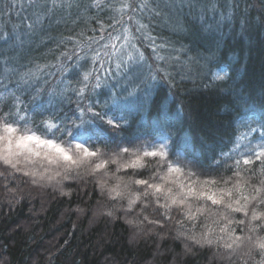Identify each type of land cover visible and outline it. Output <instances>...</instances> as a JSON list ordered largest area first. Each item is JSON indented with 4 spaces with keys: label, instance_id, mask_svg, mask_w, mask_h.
<instances>
[{
    "label": "trees",
    "instance_id": "1",
    "mask_svg": "<svg viewBox=\"0 0 264 264\" xmlns=\"http://www.w3.org/2000/svg\"><path fill=\"white\" fill-rule=\"evenodd\" d=\"M140 2L107 0L112 8H81L79 19L73 7L70 20L75 24L61 21L48 33L52 40L14 53L28 67L55 64L76 40L95 38L94 47L107 45L109 51L127 42L131 57L125 56L115 78L101 74L106 82L99 85L93 71L99 64L89 53L66 64L62 73L48 75L55 70L42 68L38 83L17 93L26 117L16 121L18 128L25 125L64 146L69 140L73 147L84 144L96 155L67 170L68 179L55 166L44 172L39 165L32 175L0 162V264H244L243 252L228 257L227 237L219 227L225 215L244 218L227 208V203L248 195L250 187L244 182L260 187L264 180L255 157L253 164H243L249 147L264 144V0H236L234 20L227 18L230 0H202L203 22L196 19L180 33L147 12L117 11ZM59 16L69 19L63 12ZM18 22L15 13L0 15V31L10 32ZM140 24L146 28L139 30ZM62 38L66 44L57 47ZM85 73H92L87 80ZM217 74L224 79H216ZM4 84L15 87V80ZM13 103L6 94L0 115L12 110ZM51 124L59 130L47 126ZM161 146L165 156L143 155ZM137 156V166L124 167ZM97 163L104 166L96 168ZM169 164L182 168L183 174L170 173ZM54 171L61 175L46 179ZM138 179L160 183L173 193L189 179L214 181L206 187L215 192L233 189L237 179L241 186L233 189L231 201L226 197L220 205L194 197L181 205L137 184ZM190 214L196 218L190 220ZM214 221H220L219 227ZM209 227L214 230L210 235L224 239L196 245L188 238L207 233ZM240 234L237 228L235 235Z\"/></svg>",
    "mask_w": 264,
    "mask_h": 264
},
{
    "label": "snow or ice",
    "instance_id": "2",
    "mask_svg": "<svg viewBox=\"0 0 264 264\" xmlns=\"http://www.w3.org/2000/svg\"><path fill=\"white\" fill-rule=\"evenodd\" d=\"M0 4H3V7H0V15L11 16L15 13V16L18 18L19 22L14 24L12 30L0 31V88L3 90L0 91V102L3 101L5 95L10 96L15 103L12 104L9 112H3L0 115V130H2L5 135L0 137V140H8V144H3L2 149H9L4 153L5 160L4 165H10L12 169H15L17 172L28 170L32 175H37L35 168L25 167L23 169L16 168L15 157L23 153V149H20L17 152L11 151L9 145L12 140V136L7 135L11 133L17 138V143L20 139H31L38 141L40 144L55 145L56 149L64 153L62 156H49L47 153L40 154L35 152L32 149H29L32 152V155L26 157V159L34 160L37 156L41 158V165H44V172L53 171V166L57 169H63L65 174L64 179H68L67 170L73 168L74 166H79L84 163V158L95 156V152H91L84 144L75 143L74 147L72 146V141L69 140L68 144L76 150V154L73 153L71 148H66L61 143H57L54 139L42 138L36 132L29 131H20V128L16 126V121H26V117L21 115L23 110L22 102L20 95L24 91L32 89L36 83H38L37 77L41 75V69H54L55 71H49L48 75H55L56 72L66 71V64H70L73 60L78 58H83L89 53L93 54V60L99 64V67H94L93 71L97 73V84L101 82H106L101 80V74L105 77L111 76L115 78L117 72H121L125 65L123 48L117 49L113 48L111 51L108 50L107 45L102 46V48H96L97 41L95 38H90L88 41L81 42V40H76L71 49H65L60 53V57L57 58L55 64H46V65H35V67H28L25 64L20 63L21 56L15 55L14 53H20L26 51V45L30 46L33 44H43L45 40H52L53 37L48 34L54 27L58 26L61 21L64 22L65 26L69 23H76V20H70L71 18V9L75 7L77 9V19L80 18L79 10L81 8L84 11H87L89 7H94L98 11H103L105 8H112L113 5L107 3V0H91L90 4H83L77 2V0H7L5 3L4 0H0ZM154 5V6H153ZM239 7V4L236 0H230L228 19H236L235 12ZM215 8V5H213ZM127 9L133 15L137 12L144 13L147 12L151 19H159L169 24L174 33H180L187 31L188 27L196 19H200L201 22L204 20V7L202 0H141V2L133 7L131 4H124L123 8L117 9L119 12H124ZM65 13L69 19H65L64 16H58V13ZM244 18H241L240 21H244ZM103 28V25H101ZM146 28V25L140 24L139 30ZM127 31V29H125ZM83 38L84 33L79 34ZM71 37L67 38V41H71ZM126 39V38H125ZM66 44L65 39H61L57 44V47L60 45ZM115 54V55H114ZM131 55L130 53L128 54ZM141 58L142 57V54ZM157 59L164 60V56L157 55ZM115 60V70H112L110 65L112 61ZM28 63L31 64L32 60L29 59ZM92 73H85L84 79L87 80L89 75ZM126 74V73H125ZM216 79L223 80L224 75L217 74ZM14 79L15 87H9L4 84L5 80ZM35 99V97H34ZM49 105L52 104V100H49ZM45 110V107L41 105V111ZM2 111V110H0ZM88 111H92L91 108ZM12 120L13 122H9ZM109 123H113L109 121ZM49 128H56L59 130V126L56 124L47 125ZM243 147V145H241ZM256 147L259 148V151H256ZM0 149V151H2ZM125 152L128 149H124ZM239 151V149H236ZM144 156L156 157V156H165L166 153L163 151V146H161L160 151H144ZM225 155H228L225 153ZM246 157L243 160L244 165L253 164V157L256 158V161L261 166L260 175H264V144L257 145L255 147H249L246 152L243 153ZM140 157L137 156L135 160L131 161V164H125L124 167H135L138 165ZM236 164L239 166L240 161H237ZM103 163H97L96 168H102ZM168 171L170 173L183 174V169L169 164L167 165ZM255 175V166L251 169ZM44 172L39 173V175L44 178ZM60 171H54L52 175L46 177L48 180H53L56 176H60ZM193 174H189V177ZM236 176H239V172L236 173ZM167 179V178H166ZM137 184L145 185L146 188L154 189L156 193H164L166 199H170L173 204H185L188 197H194L196 199H203L205 201H211L212 205H220L225 202V198L229 201L233 198V189H239L241 186V180L237 179L233 189L221 190L219 192L211 191L206 187L210 183H215L214 181H204L203 183L199 181H192L189 179L188 183L180 182L179 189L176 193L172 192L171 188L165 189L164 186L160 183L149 184L147 180L138 179L136 180ZM227 183V182H226ZM260 187H257L255 184L249 185L247 181L244 182L245 186L250 187L248 195H242L240 198L235 199L234 204L232 202L227 203V208L232 209L233 213L243 214V219H231L229 215L222 217L223 227H219L220 221H214L219 227L221 233H225L227 239L225 241L224 247L228 249V257L238 256L243 252L244 264H264V180L259 181ZM104 186V182L101 183V187ZM127 185H125V189ZM120 193H117L119 195ZM134 203V200L130 199L128 207L131 208ZM167 204L165 207L167 208ZM198 211H202L199 209ZM211 214V213H210ZM112 215V213H109ZM194 215H189V219H195ZM129 224L132 221H128ZM240 230V235H235L236 229ZM214 230L209 227L207 233H202L197 236L195 234L190 235L188 238L196 245H212L217 242L219 239H224V237H215L210 235ZM183 235V233H181ZM230 241V242H228ZM187 247V246H186ZM190 250V249H189ZM256 256H259V260H255Z\"/></svg>",
    "mask_w": 264,
    "mask_h": 264
},
{
    "label": "clouds",
    "instance_id": "3",
    "mask_svg": "<svg viewBox=\"0 0 264 264\" xmlns=\"http://www.w3.org/2000/svg\"><path fill=\"white\" fill-rule=\"evenodd\" d=\"M20 131L22 130L20 129ZM4 135L5 133L2 130H0V137H3ZM7 135L12 136V140L9 145V148L11 149V151L17 152L20 149H23V153L16 156L15 160L13 161V163H15L16 168H21V169L25 167L35 168L41 165V162H40L41 158L39 156H37L34 160L26 159V157H29L32 155V152H30L29 149H32L35 152H38L40 154L47 153L49 156L64 155L63 152L56 149L55 145L50 146L47 144H40L38 141L27 139V138L20 139L19 142L17 143V138L15 136H13L11 133H8ZM8 143L9 141L6 139L0 140V149H2L3 144H8ZM65 147L71 148L73 153L76 154V150L72 148L71 145L68 144ZM7 151H9V149H2V151H0V162L4 163V160H5L4 153H6ZM112 162L115 163V161H112ZM87 166L90 167L91 165H87Z\"/></svg>",
    "mask_w": 264,
    "mask_h": 264
},
{
    "label": "rangeland",
    "instance_id": "4",
    "mask_svg": "<svg viewBox=\"0 0 264 264\" xmlns=\"http://www.w3.org/2000/svg\"><path fill=\"white\" fill-rule=\"evenodd\" d=\"M122 48H123V54H124V60H126V57L125 56H127L128 54H129V49H128V47H127V42H125L124 43V45L122 46ZM136 53V52H135ZM131 57V56H130ZM18 124H16V126H17ZM21 128L20 129H22L23 131H29V129L28 128H26V126L25 125H21L20 126ZM29 132H33V131H29ZM38 134V133H37ZM38 135H40V134H38ZM42 138H43V136L42 135H40Z\"/></svg>",
    "mask_w": 264,
    "mask_h": 264
}]
</instances>
